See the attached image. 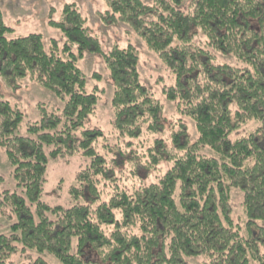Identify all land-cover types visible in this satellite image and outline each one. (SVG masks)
<instances>
[{"label": "trees", "instance_id": "16d2710c", "mask_svg": "<svg viewBox=\"0 0 264 264\" xmlns=\"http://www.w3.org/2000/svg\"><path fill=\"white\" fill-rule=\"evenodd\" d=\"M103 2L100 23L126 26L173 76L162 95L194 123L196 139L179 119L167 139L137 141L164 131L163 106L141 80L137 49L103 52L75 4H65L57 20L50 14L63 42L50 40L48 48L37 34L8 39L12 29L0 13V82L15 91L28 79L64 102L59 115L40 107L30 136H21L23 113L0 96V148L21 191L0 194V211L16 217L10 235L0 236V264L17 254L47 264L32 262L29 252L58 264H264V0H190L187 13L178 9L183 0ZM86 55L101 57L111 81L115 144L84 128L99 102L78 67ZM250 122L257 126L230 139ZM126 139L122 150L117 143ZM77 156L87 164L69 189L72 204L44 202L48 159ZM124 162L131 177L138 165L147 173L167 169L125 189L118 186ZM107 185L114 189L102 201ZM232 190L242 195L243 230L232 217Z\"/></svg>", "mask_w": 264, "mask_h": 264}, {"label": "rangeland", "instance_id": "374dc122", "mask_svg": "<svg viewBox=\"0 0 264 264\" xmlns=\"http://www.w3.org/2000/svg\"><path fill=\"white\" fill-rule=\"evenodd\" d=\"M145 4L151 5L153 0H142ZM75 4L80 14L86 19L87 27L90 33L96 36L101 44L103 52H107L112 46L126 47L128 44L133 45L139 56L138 69L142 82L151 91L156 99L163 106L164 131L152 136L144 134L137 141H145L144 144L151 139L163 138L167 139L172 129V125L179 119L186 125L189 136L192 140L196 139V130L194 123L182 118L176 112L174 105L167 102L162 95L163 86H171L174 84V78L170 72L162 65L157 55L151 52L144 42L131 32L124 25L104 26L98 19V13L106 10L103 0H0V13L4 24L12 29V33L6 37L14 39L25 37L31 34L41 35L46 48L49 46L50 40H57L60 45L63 42L62 35L59 30L48 25V18L51 14L53 19L57 20L60 16L61 9L65 4ZM190 0H183L178 9L184 13L189 11ZM198 42L202 43L204 38L198 34L196 36ZM219 63H229L232 66L241 67L242 64L236 62L231 57L218 56ZM78 67L87 78L86 90L88 93L96 89L98 91L99 102L92 116L87 120L85 129H98L103 136L108 139V144H115L117 141L112 131V111L110 101L112 97V85L109 80L108 73L102 63L101 57L98 55H86L78 62ZM95 77H98L97 79ZM0 96L3 100L10 102L16 106L24 115V121L19 128V135L30 136L27 133V127L30 124L39 122L40 107L46 108L48 112L61 114L64 102L58 99L52 92L40 88L25 79L20 82L19 89L12 91L6 88L0 82ZM257 126L256 122H250L242 129L231 134L230 139L235 140L244 136L247 132ZM34 138V136H31ZM122 140L118 146L124 150V142ZM136 140H133L135 142ZM98 150L101 152L102 141L99 142ZM207 156L215 157L216 155L205 149L202 151ZM110 155V154H109ZM111 157V156H109ZM87 164V160L82 157H72L63 159H48L46 170V182L43 188V201L49 205H60L67 207L72 204L69 196V189L74 183L76 174L82 170ZM123 174L119 177L118 186L120 188H131L137 186L140 179L147 178L148 182H154L158 176L163 174L167 165L162 164L158 170L147 173L140 165H138V176L131 177L128 172L132 166L124 162ZM120 175V173H119ZM102 201L107 199V193L114 189L110 185L104 188L101 186ZM9 191L21 193L13 178V168L10 165L5 151L0 148V194ZM242 195L238 191L232 190L230 194V204L232 208V217L242 230L246 218L241 207ZM16 222V217L9 212L0 211V236H8L11 233V225ZM258 226H264V222H259ZM23 254V253H22ZM32 262L40 259L47 264H58L51 256L40 255L29 252ZM26 255V254H24ZM24 255L17 254L11 258L12 264H29L30 259L24 258ZM95 260V256L90 257ZM191 264H201V260L191 259Z\"/></svg>", "mask_w": 264, "mask_h": 264}]
</instances>
